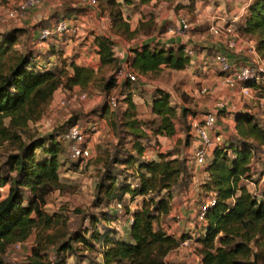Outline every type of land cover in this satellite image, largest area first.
<instances>
[{
  "label": "trees",
  "instance_id": "1",
  "mask_svg": "<svg viewBox=\"0 0 264 264\" xmlns=\"http://www.w3.org/2000/svg\"><path fill=\"white\" fill-rule=\"evenodd\" d=\"M135 1L145 3L150 0H105L113 34L119 33L125 39L136 37L140 25L131 29L121 8L122 4ZM180 5L178 2L175 8ZM239 29L255 40L257 52L264 57V0H252L248 4ZM26 31V27L15 26L0 32V141L13 142L16 147L8 154L4 168H0V186L8 184L6 194L0 197V264H6L3 253L7 245L24 240L30 234L35 222L32 212L38 215L39 220L47 224L52 222L53 215L45 214L41 206L48 192L63 186L59 179L57 142L51 135L32 136L26 141L19 130L42 115L59 86L72 88L80 85L86 88L89 83H96L109 91L117 83L114 72L107 78L100 73L104 65L114 68L119 63L114 56V40L110 35L94 36L95 51L99 55L97 69L72 62L71 71L62 67L56 72L37 66L32 51L25 52L15 46L19 35ZM184 48V43L164 45L144 41L130 48L129 64L138 73L155 71L162 63L182 68L191 57ZM62 72H65L64 78ZM130 84L128 78L122 83V99L126 106L121 112L120 123L123 131L134 136L133 149L142 154L144 145L140 138L146 135V131L143 121L137 117ZM151 110L159 116L154 133H175L177 111L170 102L168 91L159 87L152 90ZM185 114L186 109L183 108L181 115ZM112 118L117 126L114 116ZM234 118L237 141L214 147L204 164L206 177L201 187L207 196L212 192L215 194V203L206 209L202 231L195 239L200 243L198 252L204 264H264V193L256 194L246 184L251 177L255 146H264V126L249 111H237ZM37 149H42L44 156L37 157ZM170 155L168 151L158 152L157 158L140 160L135 187L129 183L118 186L111 168V163L118 161L132 164L135 161L132 154L122 160L117 157L105 160L104 177L97 184L98 202L103 197L122 199L127 192L132 197L136 194L149 196H144L141 204L127 210L133 220L129 223L126 238L113 236L111 231L92 232L90 237L102 246L101 264H162L170 248L176 246L180 238L189 235L176 238L160 226H153L159 214L169 212L172 188L180 179L182 186L191 180L185 158ZM25 190L29 192L27 197ZM64 235L65 231L57 227L43 240L37 239L23 264H53L46 256V248L51 245H55L57 257L54 264H64L61 256L74 250V241L91 245L85 233L76 231L60 239Z\"/></svg>",
  "mask_w": 264,
  "mask_h": 264
},
{
  "label": "rangeland",
  "instance_id": "2",
  "mask_svg": "<svg viewBox=\"0 0 264 264\" xmlns=\"http://www.w3.org/2000/svg\"><path fill=\"white\" fill-rule=\"evenodd\" d=\"M77 1V0H76ZM66 0L62 1L61 4H57L56 7H60V10H52V15H50L44 23L51 18L57 19L61 17H67L70 13V10H66L67 7H63L62 4H66ZM12 3L9 0H0V32L7 31L14 25H7V21L10 20L6 16V8ZM105 0H96V4L92 5L96 8H107L105 5ZM157 4H148L144 8L145 14L151 15L154 13L153 7ZM71 11H84L91 10L88 7L83 6H72ZM126 9L124 10V12ZM10 23V22H9ZM4 24V25H2ZM7 25V26H6ZM41 22L37 24L40 26ZM36 26V25H35ZM153 27L148 22L145 24H140L138 33L136 34V40H134L133 45H138V42L142 41V38H139V33H149ZM29 29L21 35H19L18 40L15 46L22 51H32L34 53H39L33 47V43L30 42V37L28 35ZM113 35H119V33H114ZM138 37V38H137ZM120 40L123 39V35L119 37ZM48 41L47 48L45 51L40 52L41 55L38 59V66H47L54 69L58 72L63 66L62 63H67V57H63L62 53L65 51L59 45H54ZM156 43L155 41H153ZM43 49V50H44ZM193 50L196 51L195 47ZM50 53H54L52 60L48 59ZM71 54L72 51H70ZM259 58L262 56L258 53ZM70 57V56H69ZM68 57V58H69ZM264 59V57H262ZM65 60V62H63ZM98 66V65H97ZM255 68H258V64H254ZM121 67V64H116L114 68L111 65H104L101 70V74L106 78L110 73H116L117 70ZM98 68V67H97ZM96 68V69H97ZM69 71V67H63ZM115 69V70H114ZM136 72V70H134ZM218 71V70H217ZM257 72L263 77L260 80L261 91L254 94V96H260L263 98L262 103L258 104V110L253 111L255 118L262 123L264 126V118L260 117L264 115V71L257 69ZM148 75V78H155L157 75L151 73ZM169 71L166 70L163 73V79L169 78ZM62 78L65 77V72L61 74ZM127 79V78H126ZM121 80V79H119ZM117 80V83L114 87L106 91L102 88L101 85L96 83H89L86 88L81 87L80 85H74L72 88H65L59 86L53 93L52 100L44 109L42 115L33 120L21 130L19 133L24 140H28L32 136H44L51 135L52 138L57 142L58 151L57 157L60 162L58 168L59 179L62 182L63 186L58 189L55 188L48 192L45 196V203L42 204V210L47 215H53V220L50 224H47L44 220H39L38 215L35 212H32L31 215L35 218V222L32 225V229L28 237L20 241V246L17 247L15 242H11L5 248L3 257L6 264H23L27 255L30 253L31 246L36 242L37 239L42 238L48 234L53 233L55 229L62 228L65 231L63 238L65 239L76 231L85 233L86 237L89 238L90 244H86L80 241H74L73 251H66L61 258L65 260L64 264H101L102 260V246L100 242L93 240L90 236L92 232L102 231H111L113 236H120L126 238L129 234V222L127 210L131 209L134 204H141L142 198L144 196H149L148 194H136L133 197L130 192H127L123 195L122 199H117L116 197L107 199L103 197L101 202H98V182L104 177V162L111 158L115 157L120 160L126 158L129 154H132L135 157V161L132 164H124L121 162L111 163V168L113 174L116 176L115 183L120 186L121 184L129 183L131 187H135V182H138L136 172L138 169V162L143 159H149L154 157L157 153L156 145L159 147L162 144L170 145L171 143L167 140L157 141L154 133L155 124L153 119H146L143 121V126H146L150 131L146 132V135L140 138V142L144 145V150L142 154H138L135 149H133V140L134 136L123 131L122 125L120 123L121 112L124 110L126 104L123 101V87L121 81ZM133 87H137L138 92L143 96L144 100L140 103H135L136 113L138 116H149V103L151 101V92L146 91L147 89L137 86L136 81L132 83ZM82 91L86 92L85 97H80ZM124 91H127L125 88ZM144 92V93H143ZM114 94L117 98V104L115 106H110L107 101L108 95ZM65 98L68 101L61 105L59 100ZM133 98V97H132ZM183 109V108H182ZM186 114L190 113L191 110L188 107H185ZM217 116H224L225 112L218 111ZM251 112V111H249ZM185 114V115H186ZM179 115L175 118V125L177 132L181 133L180 137H177L175 142L172 143L170 147L167 148V151H179L183 153V158L186 160L188 155V147L191 141L194 139L192 133H190L189 121L192 116ZM117 122V126L113 124V117ZM81 120L85 122L86 120H93L96 123L97 129L90 138V144L92 146L93 155L87 160L78 159L73 157L70 154L69 144L63 138L64 130L66 127L76 121ZM217 120L218 117H217ZM227 123V122H226ZM237 135H227L226 140L223 141V144L235 143L237 140ZM16 150L15 144L7 140L0 141V168H4V162L8 154ZM145 155V156H144ZM36 156H44L42 149L36 150ZM210 157L207 158V160ZM251 165V177L249 178L250 188L256 194H261L264 191V146H255L254 156L252 159ZM188 171L191 178V169L189 167ZM201 180V178L199 179ZM180 182L172 188V196L177 195V193L187 189V186H182ZM250 182H252L250 184ZM8 184L2 185L0 188V197H3L6 194ZM29 192L25 190V197H27ZM207 197L206 193H199L198 199L195 203L196 212L198 211L199 204ZM136 199V200H134ZM115 200H122L123 210L118 212L112 206ZM26 201H23L25 204ZM132 206V207H131ZM135 208V207H134ZM58 216H56V215ZM196 217V215H195ZM175 216H167V213H161L158 215L157 219L153 221V226L157 228L160 226L164 230L171 229V220H176ZM128 226V227H127ZM198 229V230H195ZM194 241L191 243V249L193 251H198L200 243L196 242V237L202 231L201 224L194 226ZM186 229H184L185 231ZM181 233L178 238L182 235L189 233V229ZM217 240V239H216ZM55 245H51L46 248V256L49 258L53 264L57 259L56 253L54 250ZM170 248L169 251H171ZM186 254V253H184ZM190 254V251L189 253ZM181 263V262H179Z\"/></svg>",
  "mask_w": 264,
  "mask_h": 264
},
{
  "label": "crops",
  "instance_id": "3",
  "mask_svg": "<svg viewBox=\"0 0 264 264\" xmlns=\"http://www.w3.org/2000/svg\"><path fill=\"white\" fill-rule=\"evenodd\" d=\"M13 1L15 0H9V2ZM62 1L65 0H40V3L32 7L22 18L10 19L6 23L7 25L12 24L14 26L28 28L29 40L39 53L45 51L49 40L52 41L51 43L54 45H59L63 48L65 51L62 55L63 57H67V63H62V66L69 67V71L72 70V62L89 65L93 68L97 67L99 55L95 51L93 42L94 36L97 34L110 35L114 40L113 47L121 52L120 56L117 57L119 63H130L129 58L132 56L130 48L134 47L133 41L136 40V37L131 39L123 38L120 40V36L113 35L110 31L108 10L106 8H96L89 4H83L80 0H66V4H62L63 7H67L66 10H70L67 17L79 24V32L70 36L63 35L57 39L51 38L45 42L39 41L37 37L39 27L54 20V18H51L47 23L43 22L53 14V12H51L52 10H60V7L57 8L56 5L61 4ZM251 1L252 0H150L145 3L137 1L130 4L124 3L121 7L123 16L129 21L131 29L147 22L153 27L149 33H139V38L141 37L142 41L138 42V45L144 41H155L164 45L184 43L185 46L195 47L196 51H193L189 63L184 67L173 68L162 63L155 71L146 73L137 72L138 79L136 83L137 86L147 89L146 91L151 92L156 87L168 91L171 104L176 106L177 116L181 114L182 108L188 107L191 110L190 113L185 115L187 118H189V116L200 118L203 112L215 108L217 100L223 99L225 101V106L218 111L222 110L225 112V115L222 116L220 114V116H217L219 120L209 129L213 137L219 133L222 142L226 140L227 135H237L234 113L237 111H257L258 104H261L263 101V98L260 96H243L239 90L238 84H227L213 57L215 52L220 51L226 53L230 61L241 64L249 61L250 58L256 54V52H254L256 51V49L254 50L255 40L242 34L239 29L243 23V16L246 13L247 6ZM178 2L181 5L175 8ZM155 3L157 6L153 7L154 13L151 15L145 14L144 8L147 7L148 4L153 5ZM82 4L89 9L91 8V10L71 11L70 8L72 6H81ZM125 9L126 11L124 12ZM234 14H237L238 17L232 20ZM181 15L186 16L190 23L194 24V29L192 31L184 34L176 31ZM40 22L41 25L37 26ZM213 25L219 28L218 33H214L213 30H211V26ZM231 41L234 43L233 46L229 45ZM70 51H72L73 54H71ZM39 53H34L33 58L37 65L38 59L41 56ZM54 55V53H50L48 59L52 60ZM63 62H65V60ZM44 68L49 67L44 65ZM166 70L169 71V78L163 79V73ZM151 73L155 75L159 73V75L155 78H148L149 74L152 75ZM124 80L125 79H122L121 83H123ZM133 82L134 81H131L130 84L132 97L134 102L140 105L144 98L138 92L140 88L138 89L132 86ZM149 104V116L137 115V117L142 121H145L147 118L150 120L153 119L155 120L154 124H156L159 116L152 112L151 101ZM217 114H219V112H217ZM260 117L264 118V115ZM143 128L146 132L150 131L146 126H143ZM180 136L181 133L177 132V130L172 135L155 133L157 141L161 142L165 139L171 143L170 145H168V143L162 144L160 147L156 145L157 153L167 152V148ZM215 145L216 143L210 145L208 157L211 156ZM187 151H190V145ZM170 152V156L183 157L182 152ZM152 158H157V154L154 157L152 156ZM185 162L187 167L191 169V180L187 189L171 197V208L167 213V216H175L177 218L175 221H170L171 229H166L168 233L174 235L176 238L179 237L180 232L182 233L184 229H189V232H193L194 230L192 228L195 225L199 226L195 217V203L199 193H205L201 187V183L206 177L204 164H195L188 156H186ZM200 178L201 180H199ZM251 183L252 182H250V184ZM246 184L252 191L249 183L246 182ZM263 193L264 191H262L261 194ZM138 205L139 204H134L133 207L131 206V209ZM195 230L198 229L195 228ZM167 257L170 259L181 258V256L175 252L168 253Z\"/></svg>",
  "mask_w": 264,
  "mask_h": 264
},
{
  "label": "built area",
  "instance_id": "4",
  "mask_svg": "<svg viewBox=\"0 0 264 264\" xmlns=\"http://www.w3.org/2000/svg\"><path fill=\"white\" fill-rule=\"evenodd\" d=\"M83 4L95 5L96 0H80ZM40 0H15L10 3L6 8V16L10 19L22 18L32 7L38 5ZM238 17L237 14L232 16V20ZM194 29V24H191L186 16L181 15L179 17V25L177 27V32L184 34L186 32L192 31ZM80 30L79 24L75 23L69 17H61L52 20L46 25H42L38 30V40L48 41L51 38H60L63 35L77 34ZM211 30L214 33L219 32V28L215 25L211 26ZM233 42H230V46H233ZM256 47L254 48V50ZM185 52L189 55L193 54V48L191 46H185ZM114 56L119 57L121 52L113 47ZM256 54L250 58L249 61L245 63H235L229 60L228 56L224 52L217 51L214 53V61L217 64L218 69L222 72L224 80L229 85L238 84L239 90L243 96L251 97L254 94L261 91L260 80L262 75L257 72V69L264 71V59L259 58L257 50L254 51ZM258 64V68H255L254 64ZM121 67L115 73L116 79H126L131 81H136L138 79V74L135 72L129 63H119ZM38 66V65H37ZM119 80V81H121ZM86 92L82 91L80 97H85ZM68 100L61 98L59 103L61 105L65 104ZM110 106H115L117 104V98L114 94H109L107 98ZM225 106V101L219 99L216 102L214 109L207 110L203 112L200 118L191 117L189 121L190 133L194 136V139L190 143V151H188V158H191L195 164L201 165L205 164L209 154L210 145L216 143V146H224L222 143L220 134L214 135L210 134L209 129L212 128L217 121V112L219 109ZM97 129L96 123L93 120H86L85 122L77 120L71 123L63 133V138L68 142L70 154L78 159L87 160L93 155L92 146L90 144L89 138L95 133ZM229 154H232L228 150ZM138 182H135L137 185ZM1 188V186H0ZM215 203V194L212 192L199 204L198 211L196 212V220L198 224H201V228L205 220L206 209ZM113 208L118 212L123 210L122 200H115L112 204ZM131 214H128V222H132ZM194 241V231H190L189 235L178 240L176 246L168 251L164 256L162 264H204L201 254L197 251L190 250L191 243ZM17 247L20 246V241L15 243ZM190 254H187L189 253ZM175 252L181 256L180 259H170L167 257L168 253ZM186 253V254H184ZM181 262V263H179Z\"/></svg>",
  "mask_w": 264,
  "mask_h": 264
}]
</instances>
